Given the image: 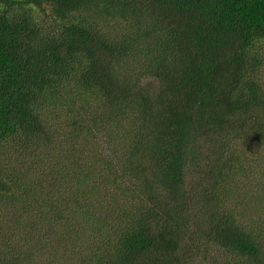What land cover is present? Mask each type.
Segmentation results:
<instances>
[{
  "label": "trees",
  "instance_id": "obj_1",
  "mask_svg": "<svg viewBox=\"0 0 264 264\" xmlns=\"http://www.w3.org/2000/svg\"><path fill=\"white\" fill-rule=\"evenodd\" d=\"M0 264H264V0H0Z\"/></svg>",
  "mask_w": 264,
  "mask_h": 264
}]
</instances>
